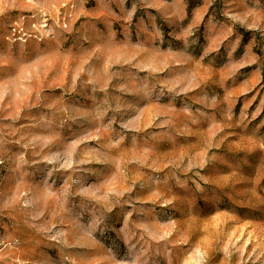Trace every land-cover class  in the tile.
Listing matches in <instances>:
<instances>
[{"label":"rangeland","instance_id":"1","mask_svg":"<svg viewBox=\"0 0 264 264\" xmlns=\"http://www.w3.org/2000/svg\"><path fill=\"white\" fill-rule=\"evenodd\" d=\"M0 264H264V0H0Z\"/></svg>","mask_w":264,"mask_h":264}]
</instances>
